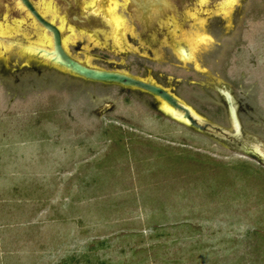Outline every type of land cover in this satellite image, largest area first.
I'll return each mask as SVG.
<instances>
[{
  "label": "rangeland",
  "instance_id": "rangeland-1",
  "mask_svg": "<svg viewBox=\"0 0 264 264\" xmlns=\"http://www.w3.org/2000/svg\"><path fill=\"white\" fill-rule=\"evenodd\" d=\"M232 3L154 40L122 4L125 47L80 34L69 53L230 129L223 86L242 142L264 149V0ZM196 35L206 42L183 63L173 43ZM159 106L21 51L0 56V264H264V165Z\"/></svg>",
  "mask_w": 264,
  "mask_h": 264
},
{
  "label": "water",
  "instance_id": "water-1",
  "mask_svg": "<svg viewBox=\"0 0 264 264\" xmlns=\"http://www.w3.org/2000/svg\"><path fill=\"white\" fill-rule=\"evenodd\" d=\"M122 4H128L138 14L143 32L154 40L176 31L187 19L232 4V0H0V56L21 51L29 59L85 81L148 94L158 101V111L164 116L199 133L231 144H242L241 151L245 155L264 165V149L242 142L236 103L227 88L215 86L227 105L230 129L205 122L191 107L152 80L91 67L70 55V42L80 34L104 46L110 43L113 45L110 49L125 47L118 14ZM93 21L104 28L92 32L97 39L74 24L86 25ZM100 36L103 42L98 40Z\"/></svg>",
  "mask_w": 264,
  "mask_h": 264
},
{
  "label": "flooded vegetation",
  "instance_id": "flooded-vegetation-1",
  "mask_svg": "<svg viewBox=\"0 0 264 264\" xmlns=\"http://www.w3.org/2000/svg\"><path fill=\"white\" fill-rule=\"evenodd\" d=\"M234 3H232L231 5H225V6H222V7L227 9V8H230ZM119 17H120V15H119ZM120 21H121V24H122V27H123V31H125V28H124L125 22H124V20L121 17H120ZM74 24L79 26V27L80 26L83 27L84 30L89 31L88 34L93 36V37H96V36L92 32H94L96 30H99V29H102V30L104 29L102 24L96 23L95 21H93V23H88L86 25H81L79 23H77V24L74 23ZM90 32L92 34H90ZM96 39H97V37H96ZM206 39H207L206 36H202V35L198 36V35H196V37H194V38L190 37L185 42H183V41L182 42H174L173 43V47L175 49H177V53L179 54V58L180 59L181 58H185V59H183L184 62H190V61H194L195 60V57H194V54H193L194 50L197 47H199L201 44L205 43ZM98 40L103 42V38L101 36H100V38H98ZM106 46L109 47V48H110V46L113 47V45H111L110 43H108ZM183 52H185L186 55H183ZM189 59H191V60H189Z\"/></svg>",
  "mask_w": 264,
  "mask_h": 264
},
{
  "label": "bare ground",
  "instance_id": "bare-ground-1",
  "mask_svg": "<svg viewBox=\"0 0 264 264\" xmlns=\"http://www.w3.org/2000/svg\"><path fill=\"white\" fill-rule=\"evenodd\" d=\"M181 53H182V52H181ZM183 55H186V53L183 52ZM179 59H180V58H179ZM183 59H185V58H181L180 60H181L183 63H185ZM189 60H191V59H189Z\"/></svg>",
  "mask_w": 264,
  "mask_h": 264
}]
</instances>
